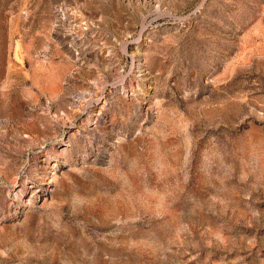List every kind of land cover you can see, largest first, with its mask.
I'll return each instance as SVG.
<instances>
[{"label":"rangeland","instance_id":"rangeland-1","mask_svg":"<svg viewBox=\"0 0 264 264\" xmlns=\"http://www.w3.org/2000/svg\"><path fill=\"white\" fill-rule=\"evenodd\" d=\"M0 264H264V0H0Z\"/></svg>","mask_w":264,"mask_h":264}]
</instances>
